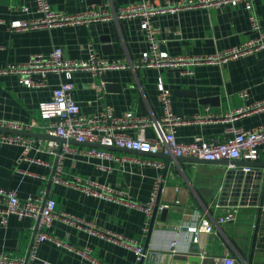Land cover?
<instances>
[{"label": "crops", "instance_id": "0c3cea01", "mask_svg": "<svg viewBox=\"0 0 264 264\" xmlns=\"http://www.w3.org/2000/svg\"><path fill=\"white\" fill-rule=\"evenodd\" d=\"M141 1L49 0L56 12L71 15L99 8L112 12ZM36 7V0H0V69L24 64L34 54L48 55L54 48H61L64 57L73 61H86L95 51L103 58L128 62L137 61L149 47L141 29V17L23 31L12 29L14 21L41 18ZM252 14L264 30V0H255L253 12L244 5L195 8L158 14L152 22L160 30L162 50L170 55L207 56L255 37ZM48 79V87L29 88L17 75H0V120L34 125L28 133L39 137L27 136L42 140L29 152L28 159L20 145L0 144V188L15 191L21 199L38 197L45 191L47 198L56 201L59 213L137 240L145 249V257L138 261L134 251L57 219L49 233L76 250L62 249L55 242L46 241L39 248V263L264 264V207L261 210L245 205L240 207L236 222L219 223V217L230 210L222 200L230 161L178 160L112 146L100 148L110 154L109 158H97L85 154L95 146L73 141L72 151L66 155L62 167L65 182L55 183L52 180L55 158L47 152L46 144L55 141L61 145L63 141L46 135L49 121L41 117L40 105L52 99L54 90L66 78L50 74ZM159 80L172 90L176 115L191 118L211 114L222 118L264 101V52L222 64L200 65L193 75L166 69L126 68L108 70L98 76L76 71L70 82L74 84V98L84 115H97L111 108L117 117L133 113L138 118L159 122L163 114ZM243 93L247 97H242ZM262 125L264 111L239 115L233 121L219 119L182 125L177 128L176 137L183 143H191L198 136L226 140L230 137L229 127L254 130ZM123 132L136 137L139 129ZM166 134L160 125H151L145 132L151 140L162 139ZM39 159L45 164L35 162ZM143 161H163L164 168ZM256 163L264 173V151ZM237 164L244 165L241 161ZM159 176L163 177L159 203L171 208L157 209L148 218L145 212L127 203L148 202ZM75 177H80L83 183L98 182L113 188L119 193L118 200L103 199L75 187L71 182ZM219 205L221 208H217ZM203 221H209L214 232L199 234L196 243L188 227H200ZM147 223L150 226L145 236ZM33 233L31 219L11 215L5 225L0 220V254L13 260L26 257ZM173 241L177 242L174 248L177 253L170 248ZM79 250L89 251V255L79 254Z\"/></svg>", "mask_w": 264, "mask_h": 264}, {"label": "built area", "instance_id": "2783aa9c", "mask_svg": "<svg viewBox=\"0 0 264 264\" xmlns=\"http://www.w3.org/2000/svg\"><path fill=\"white\" fill-rule=\"evenodd\" d=\"M255 0H178L161 3L159 0H143L136 4H130L112 12L99 8L88 12L71 15L56 12L49 0H36L37 12L42 16L36 20L14 21L11 24L13 30L23 31L41 27H61L72 24H81L91 21L122 20L126 18L141 17V29L145 33L148 49L137 61H124L121 59L111 60L98 55L92 51L86 61H73L64 57L61 48H54L48 55L34 54L30 59L20 65H8L0 69V75H17L21 83L29 88H45L49 86V75H55L60 79L65 76L66 80H61L59 86L54 90L50 101L40 105V114L44 120L49 121L46 135L63 141L61 145L55 141L47 142V152L55 158V183L65 182L62 167L66 155L72 151L70 143L98 144L101 146H112L126 150H132L143 154H158L170 156L175 159L194 158L205 162H245L256 163L259 161L261 152L264 151V125L254 130H244L236 127H229V138L220 140L213 138L207 140L198 136L191 143L180 142L176 137V130L182 125L193 123H208L219 119L233 121L239 115L257 113L264 111V101L247 105L237 109L224 117L211 114L197 115L194 117H182L174 113L172 107V90L167 88L162 80H159V98L163 109V114L159 122L150 118H138L133 113H126L117 117L111 108L105 109L97 115H84L74 98V84L70 82L72 74L76 71H89L94 76H98L108 70H120L126 68H156L173 71H180L185 75H193L195 68L200 65H217L231 60L247 57L259 52H264V30L258 23L256 16L252 14L251 20L256 36L252 39L235 46L231 49L221 51L207 56H174L162 50L160 30L153 24L152 18L158 14H175L180 11L195 8L211 9L222 8L224 6L236 7L244 5L246 9L253 12ZM26 11L27 9H23ZM242 97H247L243 93ZM151 125H160L167 131L162 139H148L145 135L146 129ZM33 126H25L13 121L0 120V129L11 131L29 132ZM138 128L136 137L124 133V129ZM42 140L22 134L6 133L0 131V144H18L24 149L25 158ZM43 147V146H40ZM58 148L61 150L58 151ZM85 154L90 157L109 158L110 154L105 150L92 147ZM36 163L45 164L42 160H35ZM144 163L157 164L164 168L163 161ZM234 164L230 169H238ZM245 173L254 171V167L245 165L242 167ZM68 181V180H66ZM72 184L83 191L97 197L109 200H118L119 193L113 188L104 186L98 182H86L80 177L72 179ZM163 177L159 176L155 183L150 199L145 204L128 202L127 205L142 210L147 217L153 216L159 209L165 211L171 208L168 204L159 203V195L162 191ZM230 210L219 217V223L227 224L236 222L240 207L245 205H231L226 202ZM250 205V204H247ZM246 205V206H247ZM251 206V205H250ZM217 208H221L219 205ZM14 215L18 219H31L34 222V233L31 246L26 257L16 260L10 259L0 254V264H48L39 263L38 252L42 243L46 241L55 242L60 248L69 251L76 249L68 243L60 241L49 233L53 222L61 219L66 223L77 225L80 229H88L95 235L107 239L113 243L123 246L135 252L137 260L142 261L145 257L144 247L135 239L125 237L118 233L105 229H97L91 223L75 218L65 213H59L57 203L52 198H47L45 191L38 197L21 199L15 191L0 188V220L5 225L8 218ZM150 223L144 229L145 236L148 234ZM193 241L198 242L201 233H213V226L209 221H203L200 227H188ZM177 242L173 241L170 248L174 249ZM177 253V250H173ZM79 254L89 255V251H78Z\"/></svg>", "mask_w": 264, "mask_h": 264}, {"label": "water", "instance_id": "95a60500", "mask_svg": "<svg viewBox=\"0 0 264 264\" xmlns=\"http://www.w3.org/2000/svg\"><path fill=\"white\" fill-rule=\"evenodd\" d=\"M2 132L6 133H14V134H22V135H30L39 137V135L31 134L28 132H20V131H11L8 129H0ZM95 147L105 148L106 146H101L98 144H92ZM159 157L171 158L170 156L158 155ZM184 158H179L178 160H183ZM199 160V159H197ZM238 162V161H237ZM237 162L234 163L239 167L238 169H230L225 185L223 188V204H226L227 201H230L231 205H247L259 207L261 210L264 207V173L258 168L260 166L257 163H245V165H250L254 167V171L245 173L243 171V166H238ZM213 163V162H211ZM264 167V165H263ZM156 212V211H155ZM154 212V213H155Z\"/></svg>", "mask_w": 264, "mask_h": 264}]
</instances>
